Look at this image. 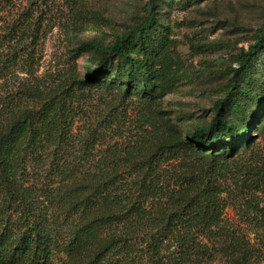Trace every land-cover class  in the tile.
<instances>
[{
	"label": "trees",
	"instance_id": "trees-1",
	"mask_svg": "<svg viewBox=\"0 0 264 264\" xmlns=\"http://www.w3.org/2000/svg\"><path fill=\"white\" fill-rule=\"evenodd\" d=\"M157 2L113 43L81 41L57 78L29 69L12 87L1 67L0 264H254L225 211L258 209L264 185L253 151L264 26L223 67L231 76L211 120L181 130L184 118L161 106L168 29Z\"/></svg>",
	"mask_w": 264,
	"mask_h": 264
},
{
	"label": "rangeland",
	"instance_id": "rangeland-1",
	"mask_svg": "<svg viewBox=\"0 0 264 264\" xmlns=\"http://www.w3.org/2000/svg\"><path fill=\"white\" fill-rule=\"evenodd\" d=\"M150 8V0H0V69L8 63L12 87L29 78V69L39 78H57L74 67L72 52L81 41L113 43L128 25L144 20ZM156 10L168 29L164 55L169 83L161 106L174 120L184 118L175 120L181 130L208 122L231 76L222 74L223 67H236L238 56L264 26V0H158ZM30 58L33 66L27 64ZM91 61L82 54L76 68L83 72ZM258 63L255 79L264 85V53ZM252 83L247 86L255 94ZM227 115L232 117L230 110ZM253 115L262 126L264 108L256 107ZM254 143L253 151L264 155V131L258 126ZM254 197L258 209L235 203L226 209L225 219L250 242L254 264H264V185Z\"/></svg>",
	"mask_w": 264,
	"mask_h": 264
}]
</instances>
